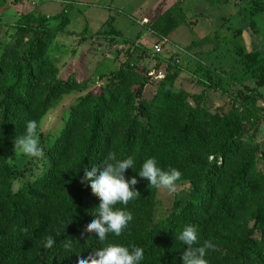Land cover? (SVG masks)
<instances>
[{"label": "trees", "instance_id": "1", "mask_svg": "<svg viewBox=\"0 0 264 264\" xmlns=\"http://www.w3.org/2000/svg\"><path fill=\"white\" fill-rule=\"evenodd\" d=\"M185 1L147 22L159 42L169 40L180 27L193 25ZM203 1L211 7L230 3ZM24 2L0 0L1 13ZM37 10L1 26L0 264H76L79 255L87 258L103 246L95 234L81 235L100 204L81 178L83 168L99 165L109 153L134 158L135 167L126 171V178L138 180L135 187L141 195L127 206L133 214L127 230L120 237L110 234L107 242L143 247V264H182L185 246L175 234L193 224L199 229L201 245L204 241L215 245L206 253L208 264H264V145L257 141L264 124V97L259 92L264 87L263 55L237 47L235 74L249 75L250 86L235 84V74L222 75L211 65L198 77L197 84L205 91L193 94L177 86L183 70L176 56L150 54L137 41L125 38L110 19L108 29L90 39L108 40L131 57L139 51V60L123 61L109 75H100L103 85L94 87L93 78L63 79L50 57L56 40L71 36L67 12L42 16ZM248 13L254 28V19L264 14V0L253 1ZM53 19H61L57 28L50 25ZM243 34V30L234 32L235 37ZM206 43L212 42L192 43L186 53L195 57L194 49ZM198 56L204 61L207 53ZM148 58L156 62L154 68L142 65ZM164 64L165 74L153 98L145 99L146 88ZM211 93H221L228 106L213 110ZM74 94L83 95L62 116L64 124L47 144L54 134L43 136L44 119ZM31 119L39 122L36 135L46 170L15 191L14 184L25 171L14 167L9 155L19 153L15 137ZM152 157L164 170L178 169L182 175L177 184H186L167 210L159 198L160 188L137 173L143 161ZM49 235L55 244L45 249L42 242ZM66 238L73 240L71 251L63 249Z\"/></svg>", "mask_w": 264, "mask_h": 264}, {"label": "rangeland", "instance_id": "2", "mask_svg": "<svg viewBox=\"0 0 264 264\" xmlns=\"http://www.w3.org/2000/svg\"><path fill=\"white\" fill-rule=\"evenodd\" d=\"M178 1L25 0L23 4L14 6L4 14L1 13L3 7L0 6V34L4 31L1 27L2 24L15 23L23 14L31 12L35 8L38 9L37 13L42 16H56L66 11L70 18L67 32L71 36L65 35L58 38L51 48L50 57L59 66L63 79H68L71 75H74L79 81L93 78L94 87H99L104 82L100 75H109L123 61H138L140 52H135L131 57L130 54L118 50L122 49L121 46L115 44L111 46V42L108 40L90 39V37L108 29V26L105 27V25L112 19L115 29L120 31L125 38L137 41L138 45L154 55L156 53L154 46L160 38L148 29L149 23L147 24V22L171 8ZM253 1L255 0H230L229 4L218 7H211L203 0H186L184 2V9L193 25H184L176 30L169 38V43L163 48L162 55L165 58L176 56V60L179 59L177 63L183 71L177 83L178 87L186 88L193 94L202 93L205 89L197 84L198 77L202 76L206 68L211 65L218 68L222 75L235 74L238 46H242L248 51H259L264 57V14L254 19L253 28L250 16L248 17V9ZM38 6L40 7L38 8ZM242 11L247 12L241 14ZM60 23L61 19H53L50 25L52 28H57ZM237 30H243L244 34L235 37L234 32ZM85 33L89 38L87 40H84ZM206 39L211 40L212 43H206L202 48H195L193 53L195 55L197 53L196 58L186 53V49L192 43L202 42ZM180 52L183 53L181 57L177 56ZM210 52L211 54L208 55ZM200 53H207L204 61L198 60ZM155 64L153 59L148 58L142 65L151 69ZM165 69L166 64L163 65L160 73L155 72L152 83L145 90V99L153 98L158 82L165 74ZM234 78L235 84L250 86L249 75L235 74ZM259 92L264 97V87L260 88ZM83 94L66 96L61 104L44 119L41 128L43 136L46 138L54 134L47 139V144L56 138L58 132L57 134L55 132L64 124L62 116ZM209 98L213 110L226 108L229 104V101L221 93H211ZM257 141L264 145V124L257 133ZM38 158L26 157L23 153L9 155L10 163L18 170L25 171V174L15 182V191L26 185L29 180L39 177L46 170L44 156H41L40 160ZM185 187L186 184H177L175 192L160 188L159 198L164 210L168 209L176 193Z\"/></svg>", "mask_w": 264, "mask_h": 264}, {"label": "clouds", "instance_id": "3", "mask_svg": "<svg viewBox=\"0 0 264 264\" xmlns=\"http://www.w3.org/2000/svg\"><path fill=\"white\" fill-rule=\"evenodd\" d=\"M38 127L37 120L31 119L25 122L24 132L15 137V152L33 158L43 155V149L36 135ZM134 167L135 161L132 156L121 159L115 153H109L99 165L83 168L84 175L81 183L91 186L93 193L99 197L100 204L91 213L95 218L90 220L81 235L93 233L103 246L87 258L77 254L79 259L76 264H143L145 259L143 247L135 244L107 242L110 234L120 237L133 220V214L127 206L141 194L135 187L138 180L135 177L131 180L127 179L126 171ZM137 173L139 177L150 181L151 186L166 188L171 192L176 191L177 181L182 175L175 168L162 169L155 157L144 160ZM175 239L185 246L182 264H208L206 253L215 245L211 241H204L201 245L200 233L196 225H186L178 234H175ZM42 243L45 249H52L55 240L49 235ZM62 246L65 251H71L73 240L64 239Z\"/></svg>", "mask_w": 264, "mask_h": 264}, {"label": "built area", "instance_id": "4", "mask_svg": "<svg viewBox=\"0 0 264 264\" xmlns=\"http://www.w3.org/2000/svg\"><path fill=\"white\" fill-rule=\"evenodd\" d=\"M169 43L168 39H162L161 42L157 43L154 46V50L157 54H160L163 52V48ZM185 52V51H184Z\"/></svg>", "mask_w": 264, "mask_h": 264}]
</instances>
